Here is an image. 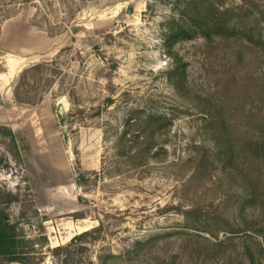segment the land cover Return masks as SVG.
<instances>
[{
    "label": "rangeland",
    "instance_id": "1",
    "mask_svg": "<svg viewBox=\"0 0 264 264\" xmlns=\"http://www.w3.org/2000/svg\"><path fill=\"white\" fill-rule=\"evenodd\" d=\"M219 1L238 9L245 33L176 45L187 65L181 96L167 78L163 33L184 0H0V127L18 149L0 132V191L20 196L5 209L34 264H63L55 249L100 225L96 240L70 248L68 264L107 254L108 264L258 259L264 0ZM149 115L166 126L138 164L131 143L117 145ZM229 145L233 162L221 153Z\"/></svg>",
    "mask_w": 264,
    "mask_h": 264
},
{
    "label": "trees",
    "instance_id": "2",
    "mask_svg": "<svg viewBox=\"0 0 264 264\" xmlns=\"http://www.w3.org/2000/svg\"><path fill=\"white\" fill-rule=\"evenodd\" d=\"M175 7V12L171 18L165 24V30L163 33V47L165 55L171 60V69L167 73V78L172 86V88L181 96L185 95L187 92V65L184 63L182 58H180L175 53V46L188 41H193L199 37L211 41L214 37H237L245 30H241L237 22H233V17H236L235 8H225L221 1L219 0H184ZM249 41L250 38H248ZM262 39V38H261ZM261 41V40H260ZM1 98V93H0ZM207 117L204 119L210 123L214 120L210 113H206ZM140 131L136 136L131 139L130 132L128 130L124 131L121 135L118 143V147L121 144L131 143L130 160L137 161L138 164L145 162L155 149V138L158 131L166 126L165 118L161 116L149 115L145 119H140L136 121L133 127ZM148 130H151L148 135ZM0 132L11 138L12 145L17 151V144L15 140V135L8 127H0ZM138 132V131H137ZM125 142V143H124ZM135 145L137 148H135ZM264 151V146L260 143H255V149L253 150L254 155L258 156V153ZM226 159V162H233V155L235 154V147L229 145L225 151L221 152ZM156 155V154H154ZM153 155V156H154ZM155 157V156H154ZM227 165V164H226ZM225 169H229L225 167ZM20 203V196L13 195L10 192L0 191V258L6 259L9 263L18 264H34L32 262L31 250L34 246L30 248L32 244L30 240H27L24 231L20 227L19 223H12L7 209L5 207L11 204ZM188 215V214H187ZM102 225L84 232L80 235L75 236L71 242L65 247H58L54 252L58 256L64 255L63 264H68L71 253L70 248L73 246H78L84 248L87 239L96 240L98 234L102 231ZM258 231V230H257ZM257 233L260 237L258 259L257 256L252 252H247L249 255L250 264H260L261 254L264 256V230H260ZM231 234L244 233L248 235L246 231L244 232H231ZM97 237V238H96ZM252 237V236H251ZM42 240L45 245H48L47 236H43ZM140 245L139 242L135 244V247ZM113 258L112 255H100L97 257L98 264H108V262Z\"/></svg>",
    "mask_w": 264,
    "mask_h": 264
}]
</instances>
